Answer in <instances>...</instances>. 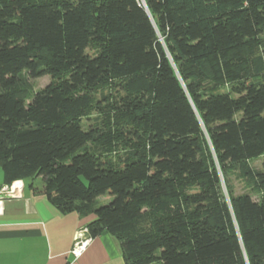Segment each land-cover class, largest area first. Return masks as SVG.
I'll return each instance as SVG.
<instances>
[{
  "label": "trees",
  "instance_id": "1",
  "mask_svg": "<svg viewBox=\"0 0 264 264\" xmlns=\"http://www.w3.org/2000/svg\"><path fill=\"white\" fill-rule=\"evenodd\" d=\"M261 59L264 0H0L3 183L93 215L125 264H264Z\"/></svg>",
  "mask_w": 264,
  "mask_h": 264
},
{
  "label": "crops",
  "instance_id": "2",
  "mask_svg": "<svg viewBox=\"0 0 264 264\" xmlns=\"http://www.w3.org/2000/svg\"><path fill=\"white\" fill-rule=\"evenodd\" d=\"M39 178V177H38ZM1 186L3 175L0 178ZM40 189L42 184H35ZM22 183L21 195L2 198L0 264H67L75 231L94 216L61 213L41 193ZM38 181V180H37ZM79 264H125L119 241L107 231L93 237Z\"/></svg>",
  "mask_w": 264,
  "mask_h": 264
},
{
  "label": "rangeland",
  "instance_id": "3",
  "mask_svg": "<svg viewBox=\"0 0 264 264\" xmlns=\"http://www.w3.org/2000/svg\"><path fill=\"white\" fill-rule=\"evenodd\" d=\"M88 52L91 53L90 50H88ZM259 61L262 62L260 68H264V60H258L257 62L259 63ZM27 77V80L31 83L34 91H38L42 88H44L49 82H50V76L45 75L36 79H32L30 77H28L27 75H25ZM106 93V92H105ZM97 97H99V94L97 93ZM98 119V115L96 113H92L91 115L88 116V120H84V126L86 125H90L92 123H94L96 120ZM83 126V127H84ZM263 156H259L253 160H250V165L252 167V169H259L262 170V162H263ZM2 171L0 170V178L2 177ZM38 180V181H37ZM37 180L35 181V184H42V179L39 177L37 178ZM230 183L233 186V190H234V194L238 195V194H243V193H247L250 194L252 196L253 200H257V196L252 194L251 190L248 188V186L245 184L244 181H242L241 179H239L236 174H233L230 176ZM0 185H1V180H0ZM6 196H3V198H5ZM111 196L109 194H105L103 196H100L97 198L96 204L97 206H102L107 204L110 200H111Z\"/></svg>",
  "mask_w": 264,
  "mask_h": 264
},
{
  "label": "built area",
  "instance_id": "4",
  "mask_svg": "<svg viewBox=\"0 0 264 264\" xmlns=\"http://www.w3.org/2000/svg\"><path fill=\"white\" fill-rule=\"evenodd\" d=\"M22 183L20 181H14L10 184L3 185L0 187V212L2 210V198L7 197H18L21 195ZM93 236L90 234L89 228L85 226L79 227L73 236V242L69 249L71 260L67 264H79V258L82 256Z\"/></svg>",
  "mask_w": 264,
  "mask_h": 264
}]
</instances>
